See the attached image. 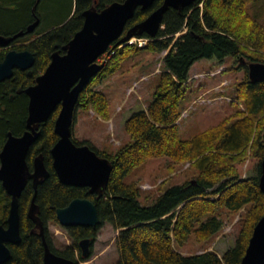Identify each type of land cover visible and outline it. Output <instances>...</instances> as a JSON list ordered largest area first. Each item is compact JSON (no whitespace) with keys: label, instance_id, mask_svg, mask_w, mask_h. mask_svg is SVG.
Segmentation results:
<instances>
[{"label":"trees","instance_id":"16d2710c","mask_svg":"<svg viewBox=\"0 0 264 264\" xmlns=\"http://www.w3.org/2000/svg\"><path fill=\"white\" fill-rule=\"evenodd\" d=\"M38 1L42 0H0V34L11 37L25 32L37 19L41 22ZM116 1L125 0L97 3L76 0L75 11L71 9L48 28H37L35 33L15 42L26 43L15 48L31 51L35 64L30 70L16 69L12 78L0 82V151L9 133L21 136L27 130L30 99L21 90L36 83L55 52H66L64 48L84 25L85 10L92 6L102 10ZM163 1L157 0L146 10L139 8L128 22L124 35ZM248 6V0H197L181 10L170 8L156 37L136 36L148 38L146 46L133 43L113 49L106 67L81 93L76 108L86 112L93 110L104 121L112 118L109 99L99 89L105 77L119 71L123 61L138 51L168 52L163 58L152 102L134 111L124 122L128 143L110 153L100 151L88 141H77L78 145H89L113 166L110 182L102 194H91L85 187L65 185L55 172L52 149L59 140L55 122L61 106L39 126L40 136L32 145L27 162L33 171L34 160L40 156L50 176L38 184L37 194L33 181H28L19 200L22 241L8 245L12 256L5 264H44L45 248L38 222L44 226L46 239L58 255L73 259L77 251L81 254V239L90 237L94 243L98 228H69L71 246L65 248H57L49 235L48 226L59 224L57 209L67 207L78 198L93 201L101 225L110 223L118 231L117 264H243L254 229L264 216V192L260 187L264 158V82L250 81L247 65L264 63V24L250 13ZM178 33L181 35L177 37ZM6 53L0 50V62ZM228 56L237 62L246 61L241 64L246 70L245 81L238 83L244 91L243 108L214 127L182 138L178 122L185 112L182 100L192 66L200 59L216 58L223 62ZM150 158L170 159L172 175L176 165L187 166L196 173L183 184L153 197L147 194L145 198L153 202L143 205L141 186L126 178ZM245 168L250 173L246 174ZM161 185L147 191L160 190ZM35 194L37 222L28 215ZM10 204L11 197L0 183V225H6ZM236 218L239 234L233 247L222 255L215 250L194 255L179 251L177 244L188 240L190 234H195L198 241H208Z\"/></svg>","mask_w":264,"mask_h":264},{"label":"water","instance_id":"95a60500","mask_svg":"<svg viewBox=\"0 0 264 264\" xmlns=\"http://www.w3.org/2000/svg\"><path fill=\"white\" fill-rule=\"evenodd\" d=\"M157 0H125L113 2L102 10L96 7L84 11L82 29L64 48L66 53L55 52L46 71L36 83L22 93L28 95L27 130L21 136L9 133L0 151V183L11 197L6 225H0V264L7 263L12 256L9 244L22 241L19 200L28 181L32 180L37 194L38 184L47 180L50 172L43 159L34 160L33 171L27 162L32 145L40 136L39 126L52 116L61 106L55 122L58 142L52 149L53 166L60 181L65 185L87 187L91 194H102L108 186L113 166L107 158L101 157L89 145H78L72 137L75 111L79 97L85 87L105 67L100 59L110 55L113 49L128 44L134 37L147 34L157 36L165 13L170 9L181 10L197 0H164L145 20L130 28L124 35L128 22L139 8L146 10ZM40 1H38L39 3ZM40 20L28 26L25 32L14 37L0 35V46H10L18 37L33 33ZM242 62H246L241 59ZM35 64V56L29 50H10L0 62V82L13 77L15 70H30ZM249 78L252 82H264V63L249 62ZM260 187L264 192V158L261 163ZM36 194L29 209V217L37 222ZM57 218L64 227L81 226L97 229L101 226L97 205L89 199H75L67 207L57 209ZM41 227L42 224L38 222ZM44 264H75L71 259L52 251L44 238ZM91 238L80 242L83 257L91 254ZM243 264H264V216L254 229Z\"/></svg>","mask_w":264,"mask_h":264},{"label":"rangeland","instance_id":"374dc122","mask_svg":"<svg viewBox=\"0 0 264 264\" xmlns=\"http://www.w3.org/2000/svg\"><path fill=\"white\" fill-rule=\"evenodd\" d=\"M248 2L250 13L264 24V0ZM73 8L75 11L76 0H73V4L72 0H42L38 11L43 20L38 29L48 28L52 22L64 18ZM180 35L181 33H178L177 37ZM16 44L26 45L25 42ZM167 52L158 54L148 50L138 51L123 61L119 71L105 77L99 89L109 99L111 120H102L93 110L86 112L76 109L74 117L76 122L72 128L73 140L76 143L88 141L100 151L110 153L115 152L122 144L128 143L130 139L125 132L124 122L136 106L146 108L152 102L160 80L159 73L163 69V58ZM110 55H105L100 61H106ZM241 64L242 62H237L232 56L226 57L223 62L216 58H204L194 63L186 95L182 100L185 112L178 122L182 138H190L214 127L243 108L241 101L244 100L241 95L244 91L238 83L245 81L246 70ZM170 164L172 163L168 158H150L127 176L128 182L135 181L141 186L140 200L143 205L153 202L145 198L147 194L151 193L153 197L163 190L183 184L196 173L188 170L187 166L176 165V172L172 175L169 170ZM248 173L250 172L247 171L246 174ZM163 181L165 183L161 185ZM159 185L160 190L147 191L156 189ZM237 221L236 218L232 224L227 223L217 236L208 241H198L195 234H190L188 240L177 244V247L186 255L208 250H215L222 255L227 248L235 244V238L240 231ZM49 232L57 247L65 248L71 244L68 232L64 228L50 224ZM117 235L118 231L110 223L98 227L91 255L81 264H117L119 260L115 244Z\"/></svg>","mask_w":264,"mask_h":264},{"label":"flooded vegetation","instance_id":"af4514ba","mask_svg":"<svg viewBox=\"0 0 264 264\" xmlns=\"http://www.w3.org/2000/svg\"><path fill=\"white\" fill-rule=\"evenodd\" d=\"M100 0H94V3H97V2H99ZM93 7H95V6H92V7H90V8H93ZM89 8V9H90ZM100 11V10H99ZM155 11V10H154ZM0 35H2V34H0ZM4 36V35H3ZM19 44H16V43H12L10 46H7V47H5V46H0V50H4V51H7V53L10 51V50H17L15 47H17ZM25 50V49H24ZM27 50V49H26ZM18 51H23V50H18ZM6 53V54H7ZM66 53V52H65ZM85 188H87V187H85ZM89 189V188H88ZM90 192V191H89ZM58 223H59V220H58ZM4 225V224H3ZM43 226V225H42ZM42 226L40 227L39 225H38V227H39V231H40V235L42 236V234H41V229H42ZM50 226V225H49ZM49 226H48V232H49ZM57 226H60V227H62V228H64L67 232H68V230H69V228H71V227H79V226H71V227H64V226H62L60 223L57 225ZM81 227V226H80ZM84 228H87V227H84ZM93 229V228H92ZM43 230H44V238L46 239V236H45V228H44V226H43ZM49 235H50V232H49ZM69 235V234H68ZM51 236V235H50ZM87 238H90V237H87ZM84 239H86V238H83V239H81L80 240V242L82 241V240H84ZM42 240H43V236H42ZM47 240V239H46ZM48 242V241H47ZM54 242V241H53ZM80 242H79V247H80ZM44 244V243H43ZM71 246V244H68L67 246ZM50 246V245H49ZM93 246V245H92ZM92 246H91V248H92ZM57 247V246H56ZM57 248H60V247H57ZM80 249H81V247H80ZM83 251H82V249H81V254L77 251L76 253H75V258H73V259H71V258H68V259H71V260H73L74 262H75V264H81V263H83L84 261H82V258L83 259H86L85 257H83V253H82Z\"/></svg>","mask_w":264,"mask_h":264},{"label":"built area","instance_id":"2783aa9c","mask_svg":"<svg viewBox=\"0 0 264 264\" xmlns=\"http://www.w3.org/2000/svg\"><path fill=\"white\" fill-rule=\"evenodd\" d=\"M148 41V38H134L129 42V44L138 43L141 47H144L147 45Z\"/></svg>","mask_w":264,"mask_h":264},{"label":"bare ground","instance_id":"6f19581e","mask_svg":"<svg viewBox=\"0 0 264 264\" xmlns=\"http://www.w3.org/2000/svg\"><path fill=\"white\" fill-rule=\"evenodd\" d=\"M40 20V19H39ZM39 25H40V22H39ZM38 25V26H39ZM38 28V27H37ZM36 28V29H37ZM186 30V29H185ZM36 31V30H35ZM35 31L33 32V33H35ZM21 33V32H20ZM20 33H18V34H20ZM33 33H31V34H33ZM18 34H16V35H18ZM16 35H14V36H16ZM26 35H29V34H26ZM26 35H24V36H26ZM14 36H11V37H14ZM24 36H22V37H24ZM22 37H18L13 43H15L19 38H22ZM19 41V40H18Z\"/></svg>","mask_w":264,"mask_h":264},{"label":"crops","instance_id":"0c3cea01","mask_svg":"<svg viewBox=\"0 0 264 264\" xmlns=\"http://www.w3.org/2000/svg\"><path fill=\"white\" fill-rule=\"evenodd\" d=\"M220 70H222V68L220 69ZM224 84H226V83H224ZM141 109H143L142 107H140V106H136L135 108H134V111H137V110H141ZM133 111V112H134ZM130 116V115H129ZM128 118V117H127Z\"/></svg>","mask_w":264,"mask_h":264}]
</instances>
